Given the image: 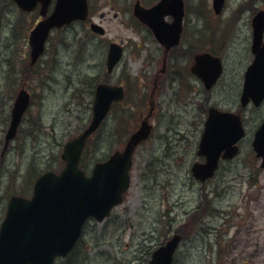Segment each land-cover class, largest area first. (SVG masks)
<instances>
[{"label":"rangeland","instance_id":"rangeland-1","mask_svg":"<svg viewBox=\"0 0 264 264\" xmlns=\"http://www.w3.org/2000/svg\"><path fill=\"white\" fill-rule=\"evenodd\" d=\"M7 1L14 5V0ZM235 1V8H226L219 17L206 6L187 8L186 22L199 27L198 35L216 38L211 44L222 55L225 73L211 91L202 84L187 91L182 86L179 91L176 86L181 70L188 68L192 60L183 50L173 55L171 72L156 88L153 133L135 153L131 187L124 202L104 222L92 220L85 227L81 243L91 249L89 264H141L148 260L163 238L161 233L186 219L177 205V198L182 195V173L187 187H192L184 192L189 197V210L197 216L194 232L190 224L185 230L181 227L187 240L182 241L175 263L264 264L263 249L241 250L237 245L242 225L255 222L264 228V168L252 148L254 132L264 118V103L260 108L243 111L247 135L235 159L223 162L217 174L204 183L191 172L192 164L203 160L197 150L208 108L216 105L235 112L240 108L243 72L253 57L251 18L257 9L264 8V0L229 3L233 5ZM132 5V0H91L93 20L99 22L102 11H113L103 24L105 36L92 33L89 23H75L54 31L42 64L29 83L36 100L31 112L37 116L28 120L27 128L4 156L5 121L21 80L14 75L11 59L5 57L15 53L21 59L23 53L27 55L29 32L24 34L22 28L14 27L18 9L9 12L11 23L7 27L0 25V59L5 68L0 71V226L10 196L18 193L30 197L33 193V189L27 190L30 176L26 178L24 174L33 167L41 172L48 166L59 170L64 164L60 159L64 143L90 123L92 87L105 70L111 41H127L123 61L110 81L128 85L129 99L118 106L91 139L83 156L85 168L90 170L96 161L124 146L147 115L155 86L153 76L161 68L163 48L136 21ZM115 12L119 13L117 19L113 18ZM5 13L0 10L1 15ZM229 23L228 36L225 26ZM18 61L12 67L17 68ZM189 105L192 110L187 109ZM256 213L259 218H255ZM172 220V225L165 227ZM80 251L82 246L73 255ZM58 264L64 261L59 260Z\"/></svg>","mask_w":264,"mask_h":264},{"label":"water","instance_id":"water-1","mask_svg":"<svg viewBox=\"0 0 264 264\" xmlns=\"http://www.w3.org/2000/svg\"><path fill=\"white\" fill-rule=\"evenodd\" d=\"M25 10H31L42 3V14L46 15L51 0H16ZM87 0H58L53 13L41 21L32 31L30 43L32 45L31 57L33 62L43 53L45 42L54 27H59L75 19H86L89 13ZM224 0H215V11L221 13ZM135 14L155 31L159 40L168 47L176 44L180 37L184 8L182 0H162L157 6L146 9L137 4ZM173 15V24L165 22L164 17ZM255 28L253 52L256 58L246 73L245 89L242 95L243 105L252 99L256 105L264 100V44L262 43L264 31V11H259L253 19ZM92 29L99 33L105 30L98 24H92ZM122 48L112 44L109 53V66L112 68L119 60ZM196 69L200 75L207 79L211 86L219 76L222 66L219 59L208 54L197 57ZM204 64L208 65L209 75L203 70ZM209 79V82H208ZM124 96L123 89L109 85H99L95 105L94 118L89 128L79 138L66 146L63 158L68 161V166L61 177L46 174L41 177L36 185V195L33 200L13 198L9 206V215L0 234V264H53L57 254H65L74 245L81 233V228L86 218L90 215L102 220L111 208L122 201L121 195L130 183L129 170L132 165L133 152L150 132L151 125L144 121L140 129L129 140L124 152L115 153L106 163L97 164L94 175L88 179L78 169L82 150L90 135L99 127L103 118L108 113L114 100ZM30 102L26 90H21L13 110V119L7 134L6 145L15 136L22 116ZM244 135L240 116L230 113H220L212 110L206 123V129L201 142L200 153L207 157V163H196L193 167L195 176L205 180L212 176L218 167L219 157L226 150L224 157H233L238 147L235 143ZM254 147L259 156L264 157V123L256 133ZM264 166V163H263ZM67 187L71 192L79 193L83 204L79 213V221L69 233L61 236H52L41 230L34 229L20 235L29 227H36L33 216L38 213L41 204L51 198L59 187ZM84 187H88L86 190ZM55 203L54 206H58ZM180 237L176 236L166 246L158 249L150 264H171L173 254Z\"/></svg>","mask_w":264,"mask_h":264},{"label":"bare ground","instance_id":"bare-ground-1","mask_svg":"<svg viewBox=\"0 0 264 264\" xmlns=\"http://www.w3.org/2000/svg\"><path fill=\"white\" fill-rule=\"evenodd\" d=\"M4 7L8 8L7 2H0V10ZM4 16V22L6 21V23L9 24L11 20L6 14ZM182 174L179 176V180L182 183V195L177 198V205L178 212L186 216V219L182 221L185 223L184 225H186L194 220L193 217L196 215V212L189 210V197L184 192L191 190L192 187H187L185 178ZM84 188L86 190L89 189L88 187ZM55 203L59 205L54 206ZM82 207L83 204L80 200L79 193L76 194L71 192L67 187L60 186L59 189L52 194L51 198H48L46 202L39 206L38 213L40 214H35L33 216L36 227H29L20 235V238L23 241V234H27L34 229L41 230L52 236H61L64 233H69L77 226L79 213ZM255 216V218H259L260 214L256 213ZM237 245L241 250H264V228L255 222L242 225L239 228ZM197 254L198 259L200 258L201 260L202 256L199 253Z\"/></svg>","mask_w":264,"mask_h":264},{"label":"flooded vegetation","instance_id":"flooded-vegetation-1","mask_svg":"<svg viewBox=\"0 0 264 264\" xmlns=\"http://www.w3.org/2000/svg\"><path fill=\"white\" fill-rule=\"evenodd\" d=\"M194 7H195V8H205V6H200V5H198V4H195ZM206 7H207V8H212V6H211V4L209 3V1L206 3Z\"/></svg>","mask_w":264,"mask_h":264}]
</instances>
